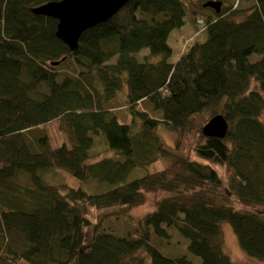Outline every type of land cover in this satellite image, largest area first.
Returning <instances> with one entry per match:
<instances>
[{"label":"trees","instance_id":"16d2710c","mask_svg":"<svg viewBox=\"0 0 264 264\" xmlns=\"http://www.w3.org/2000/svg\"><path fill=\"white\" fill-rule=\"evenodd\" d=\"M48 1L0 0V264H146L139 250L148 264H232L222 223L264 261V0H246L240 19L209 0H129L75 51L56 37V19L32 12ZM186 12L196 33L171 62L168 37ZM123 85L128 119L109 105ZM217 113L226 135L203 136ZM164 126L180 133L174 146ZM159 190L168 195L133 232L108 226ZM170 229L189 255L157 246L172 242Z\"/></svg>","mask_w":264,"mask_h":264},{"label":"rangeland","instance_id":"374dc122","mask_svg":"<svg viewBox=\"0 0 264 264\" xmlns=\"http://www.w3.org/2000/svg\"><path fill=\"white\" fill-rule=\"evenodd\" d=\"M223 6L228 7L230 12H235V19L243 18L245 13L248 12V7L250 3H247L246 0H235L230 1L228 3H223ZM196 33L195 25L192 21L191 15L186 12L185 18H184V24L181 27H177L173 29L168 37V44L172 47L173 52L171 57L169 58V61H173L177 58L178 54L182 50L184 44L186 41L193 37ZM148 54L147 49H142L141 51L137 52L135 57L138 59V61H142L144 57ZM256 56L252 55L251 59H254ZM159 57H149V61H157ZM110 62H113L111 60ZM64 70L65 68H60V70ZM125 95H126V85H123V87L118 90L116 93V97L109 103L111 110L116 115L122 114L124 112V115L126 119H128V115L126 113V108L124 102H125ZM131 117H129L130 119ZM260 118L264 121V111L262 112ZM122 121V120H121ZM130 121V120H129ZM159 135L162 138L164 142L167 144L174 146L179 137L180 133L172 128H168L166 126L160 127ZM31 135V134H30ZM194 157V156H193ZM174 162V158L172 156L168 158H161L154 163L147 166L145 169L136 168L132 171L130 177L137 175L141 176L144 175L147 172H153L158 171L166 167L168 164ZM66 172H64L65 174ZM225 178H228V173L226 172L224 175ZM66 181L73 187L79 185V181L72 177L71 175L65 176ZM65 192V190L63 191ZM144 201L136 206L131 207L126 215L120 216L119 219L116 220H109L107 221L108 226L114 230L117 233H127V232H133L136 227V221L144 217L147 213L153 211L156 208V204L158 201H160L162 198L165 197V195H168L166 192L163 191H144ZM222 248L223 251L231 258L232 264H264V261H257V259L251 258L243 253L241 248L238 245L237 239L232 231L231 226L228 223H222ZM170 234L173 235V240L171 243H166L164 240L156 239L155 243L157 246L160 247L161 251L165 255L174 256L177 254H183L187 252V249H185L184 243L186 242L180 235L176 234V232L172 229H170ZM177 240V245H173L172 243H175L174 241ZM176 244V243H175ZM189 255V254H188ZM136 258H143L145 260V263L148 264V258L146 254L143 252V250H139L135 253Z\"/></svg>","mask_w":264,"mask_h":264},{"label":"water","instance_id":"95a60500","mask_svg":"<svg viewBox=\"0 0 264 264\" xmlns=\"http://www.w3.org/2000/svg\"><path fill=\"white\" fill-rule=\"evenodd\" d=\"M129 0H58L48 1L32 8L34 14L57 20L56 37L71 51L78 47L81 34L117 13ZM222 1L209 0L203 6L220 12ZM58 62H53L57 64ZM228 131V121L222 114H214L202 126L207 137L223 138Z\"/></svg>","mask_w":264,"mask_h":264},{"label":"crops","instance_id":"0c3cea01","mask_svg":"<svg viewBox=\"0 0 264 264\" xmlns=\"http://www.w3.org/2000/svg\"><path fill=\"white\" fill-rule=\"evenodd\" d=\"M116 14V13H115ZM172 48V47H171ZM184 48H185V44H184V46H183V48H182V50L180 51V53L178 54V56L182 53V51L184 50ZM77 50V49H76ZM172 52H173V49H172ZM147 55H149V54H147ZM178 56H177V58H178ZM176 58V59H177ZM176 59L175 60H173V61H171V62H175L176 61ZM138 60V59H137ZM144 60V59H143ZM142 60V61H143ZM251 89H257L258 88V86H257V84H255L254 82H252L251 83ZM218 114V113H217ZM220 114V113H219ZM213 116V115H212ZM210 118V117H209ZM208 118V119H209ZM262 120V119H261ZM263 121V120H262ZM207 122V121H206ZM205 122V123H206ZM264 122V121H263ZM204 123V124H205ZM203 124V125H204ZM202 129V128H201ZM176 130V129H175ZM202 133V132H201ZM203 135V134H202ZM203 136H205V135H203ZM205 137H207V136H205ZM193 158H195V157H193ZM201 160V159H200ZM201 161H203V162H206V161H204V160H201ZM212 166L219 172V175L221 176V178L224 180V181H227V182H229L230 181V179H231V176H232V173H231V171L226 167V165L225 164H221V163H213L212 164ZM154 172V171H153ZM228 173V178H225L224 177V175H225V173ZM150 173V172H149Z\"/></svg>","mask_w":264,"mask_h":264}]
</instances>
